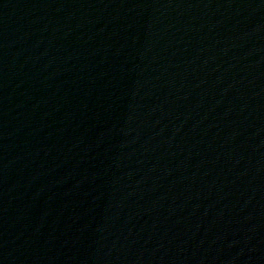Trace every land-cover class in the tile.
Masks as SVG:
<instances>
[{
	"label": "water",
	"instance_id": "obj_1",
	"mask_svg": "<svg viewBox=\"0 0 264 264\" xmlns=\"http://www.w3.org/2000/svg\"><path fill=\"white\" fill-rule=\"evenodd\" d=\"M0 264H264V0H0Z\"/></svg>",
	"mask_w": 264,
	"mask_h": 264
}]
</instances>
